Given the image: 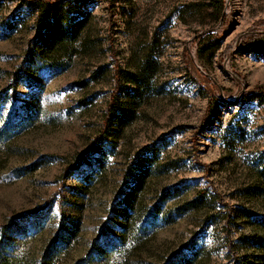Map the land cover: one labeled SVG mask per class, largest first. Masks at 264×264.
Here are the masks:
<instances>
[{
    "label": "rangeland",
    "instance_id": "374dc122",
    "mask_svg": "<svg viewBox=\"0 0 264 264\" xmlns=\"http://www.w3.org/2000/svg\"><path fill=\"white\" fill-rule=\"evenodd\" d=\"M55 1L86 26L47 62L44 3L0 0L6 241L28 264L63 233V264H264V0Z\"/></svg>",
    "mask_w": 264,
    "mask_h": 264
},
{
    "label": "trees",
    "instance_id": "16d2710c",
    "mask_svg": "<svg viewBox=\"0 0 264 264\" xmlns=\"http://www.w3.org/2000/svg\"><path fill=\"white\" fill-rule=\"evenodd\" d=\"M40 3H44L42 7V14L45 16L46 20L49 21L50 28L45 40L39 45L37 52L41 59L46 60L47 62L55 61L56 55H60L62 51H67L69 48L73 49L74 44L79 40L80 35L86 26V22H74L72 24H67V22L65 23V21H63V16H61V3L55 0H40ZM150 58L151 56L149 59ZM149 65L150 63L147 59L143 64L142 70H137L135 77H138V79L140 77V80L133 81L137 84V87L135 91H132V94L129 97V106H135V100L142 96V87L145 84L143 77L145 79L153 77V66L150 65L149 67ZM130 112L133 111L125 109L124 114L127 113L129 115ZM149 171V167L146 166L142 169L141 174H139L136 178L135 185L131 190V193L126 197L125 202L122 205L124 218L127 219V217L129 218L130 215H132L131 212L134 209L137 195L142 190ZM22 218L21 220H25L27 221L26 223L30 224L29 217ZM12 231V226L0 229V264H28L27 254L23 253L19 247L17 248V244H15V242L10 244L6 241L8 235H10ZM71 236L72 233H63L57 236V238L51 241V243L46 247L40 257L32 259V264H63L62 261L64 260V252L71 245ZM257 242L260 243V245H263V242H260L259 240ZM96 244L98 245L99 241H97ZM111 251L112 249L109 248V246L101 245L100 248L94 246L92 251L75 264H94L98 261H104V259L109 256ZM196 256V254H191L187 258L181 257L178 259L176 264H194L197 261Z\"/></svg>",
    "mask_w": 264,
    "mask_h": 264
}]
</instances>
